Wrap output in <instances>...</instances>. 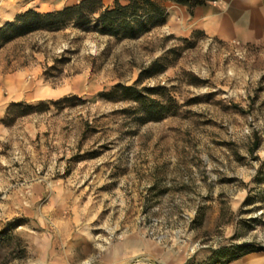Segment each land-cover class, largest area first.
I'll return each mask as SVG.
<instances>
[{"label":"rangeland","instance_id":"374dc122","mask_svg":"<svg viewBox=\"0 0 264 264\" xmlns=\"http://www.w3.org/2000/svg\"><path fill=\"white\" fill-rule=\"evenodd\" d=\"M155 1L165 23L134 40L68 28L0 49V264H223L242 246L227 264H264V206H243L264 42L178 34ZM134 85L145 104L118 88ZM21 102L47 109L5 124Z\"/></svg>","mask_w":264,"mask_h":264},{"label":"trees","instance_id":"16d2710c","mask_svg":"<svg viewBox=\"0 0 264 264\" xmlns=\"http://www.w3.org/2000/svg\"><path fill=\"white\" fill-rule=\"evenodd\" d=\"M121 5L115 0L112 8H104L101 0H84L79 4L67 7L52 13H38L28 10L0 28V49L7 44L29 35L38 33L54 34L68 28L86 33L106 35L121 40H134L148 32L151 26H162L167 19V12L163 5L155 0H123ZM171 1L179 6H189L190 9L198 6L190 0H164ZM98 8L99 10H95ZM119 91L127 95L131 101L145 104V96L132 87H118ZM70 98H63L53 105L69 102ZM169 102L172 99L169 98ZM47 109L44 103L37 106L26 103H12L9 105L5 124H11L14 119L25 117ZM152 120L162 117L160 111L151 109L146 112ZM7 121V123H6ZM257 147V143L254 146ZM254 188L248 191L243 206L253 205L256 201L264 206V161H261L253 177ZM231 255L223 264L231 263L254 252L251 247L242 246L231 249Z\"/></svg>","mask_w":264,"mask_h":264},{"label":"crops","instance_id":"0c3cea01","mask_svg":"<svg viewBox=\"0 0 264 264\" xmlns=\"http://www.w3.org/2000/svg\"><path fill=\"white\" fill-rule=\"evenodd\" d=\"M84 0H0V28L16 16L33 10L52 13L79 4ZM106 7L115 0H101ZM170 18L184 24L178 34L200 31L222 41L255 45L264 42V0H213L191 9L170 4Z\"/></svg>","mask_w":264,"mask_h":264}]
</instances>
